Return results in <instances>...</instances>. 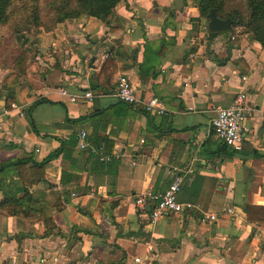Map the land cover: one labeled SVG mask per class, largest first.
<instances>
[{
  "label": "crops",
  "instance_id": "1",
  "mask_svg": "<svg viewBox=\"0 0 264 264\" xmlns=\"http://www.w3.org/2000/svg\"><path fill=\"white\" fill-rule=\"evenodd\" d=\"M198 16L195 0H120L107 21L82 16L42 32L19 75L0 66V164L40 161L64 142L27 191L13 165L0 170V264H127L148 240L155 251L146 264H264V226L245 210L264 205V48L240 26L212 33ZM107 53L109 88L96 84ZM120 73L138 98L156 96L167 112L112 96ZM88 89L93 96L82 98ZM240 92L254 112L241 149L229 154L212 132L213 106ZM102 145L109 158H100ZM174 165L191 169L178 200L199 208L149 224L134 196L148 184L163 191Z\"/></svg>",
  "mask_w": 264,
  "mask_h": 264
},
{
  "label": "trees",
  "instance_id": "2",
  "mask_svg": "<svg viewBox=\"0 0 264 264\" xmlns=\"http://www.w3.org/2000/svg\"><path fill=\"white\" fill-rule=\"evenodd\" d=\"M16 0H0V25L7 23L13 18V14L16 10L12 9L13 3ZM44 1V2H43ZM120 0H17V8L22 13V18L25 22H30L33 19L36 22L40 16L41 7L44 4L49 5V12L51 13V28L47 31L54 29V27L66 20L72 18H79L82 16H94L101 20L107 21L109 16L113 12V8ZM246 1V13H241L239 10H225L226 0H195L196 6L199 11V16L196 20H200L201 17L207 20V13L211 8L215 9L216 15L220 18L230 17L232 20L231 26L228 29H235V27L242 25L243 27H250L252 37L260 42L264 48V0H245ZM212 33L215 31H211ZM111 54L107 53L100 72L98 73L96 84L105 85L110 87L111 76L113 69V58ZM27 63L24 65L13 66V71L8 75L14 77L23 72ZM34 105L28 108L27 119L29 123L33 124V118L31 111ZM64 142L50 153L47 157L36 161L29 156H22L7 163L0 164V170L6 166L13 165L17 170L18 177L21 180L23 189L34 183H37L44 178L45 164L48 159L58 155L63 147ZM224 145H226L224 143ZM228 146V145H227ZM101 146L102 154H109L110 151ZM235 150L232 148L228 153L231 154ZM7 197L1 202V206L7 202ZM246 218L248 221L257 225L264 226V205L258 204H246Z\"/></svg>",
  "mask_w": 264,
  "mask_h": 264
},
{
  "label": "built area",
  "instance_id": "3",
  "mask_svg": "<svg viewBox=\"0 0 264 264\" xmlns=\"http://www.w3.org/2000/svg\"><path fill=\"white\" fill-rule=\"evenodd\" d=\"M233 37V36H232ZM61 95L66 96L70 101H76L78 95L69 93L65 86L59 87ZM111 95L120 101L132 105H140L146 112L162 115L167 112L164 102L151 96L148 99H140L135 94L134 88L129 77L125 73H120L116 78V83ZM84 99H90L93 96L91 90H85L80 95ZM13 108H17L16 103H11ZM214 115L211 119L213 134L226 145L234 150H240L243 140V131L247 129L245 121L248 116L254 112V107L249 103L247 94L240 92L234 98L233 102L227 106L216 104L213 106ZM23 114V110H19ZM86 133H80L79 146L85 148L88 142L85 138ZM110 155L100 154V158H109ZM174 175L169 185L163 191H157L153 184H148L143 190L134 196V203L138 210L148 213V223L155 224L158 220L170 212H179L184 209L199 208L197 203L191 201H180L177 194L180 190L184 177L191 171L188 165L182 167L174 165L172 167ZM149 207V208H147ZM226 213H233L232 206H226L223 209ZM205 217L209 220H215L218 217L216 212H208ZM255 235L261 236V230L257 229ZM155 251V244L152 240L146 241V253L135 255L127 264H146L150 262ZM32 264H47L37 262Z\"/></svg>",
  "mask_w": 264,
  "mask_h": 264
},
{
  "label": "rangeland",
  "instance_id": "4",
  "mask_svg": "<svg viewBox=\"0 0 264 264\" xmlns=\"http://www.w3.org/2000/svg\"><path fill=\"white\" fill-rule=\"evenodd\" d=\"M224 8L227 11L237 9L247 14L245 0H226ZM12 9L16 10L12 20L0 25V66L2 68H12L14 65H24L32 61L38 51L36 43L41 33L47 32L46 29L53 26H50L51 13L48 11V4L41 7L40 16L36 22L33 19L25 22L21 11L17 8V0L13 3ZM240 29L242 32L252 34L248 26L240 25Z\"/></svg>",
  "mask_w": 264,
  "mask_h": 264
},
{
  "label": "water",
  "instance_id": "5",
  "mask_svg": "<svg viewBox=\"0 0 264 264\" xmlns=\"http://www.w3.org/2000/svg\"><path fill=\"white\" fill-rule=\"evenodd\" d=\"M207 27L210 31L225 30L230 28L232 20L230 17L220 18L216 15L215 9L211 8L206 15ZM149 208V207H147Z\"/></svg>",
  "mask_w": 264,
  "mask_h": 264
}]
</instances>
